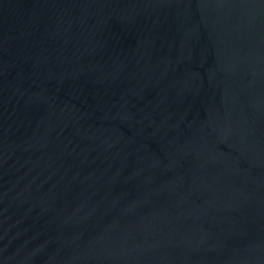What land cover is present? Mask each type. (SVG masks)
<instances>
[{
	"label": "water",
	"instance_id": "water-1",
	"mask_svg": "<svg viewBox=\"0 0 264 264\" xmlns=\"http://www.w3.org/2000/svg\"><path fill=\"white\" fill-rule=\"evenodd\" d=\"M0 264H264V0H0Z\"/></svg>",
	"mask_w": 264,
	"mask_h": 264
}]
</instances>
